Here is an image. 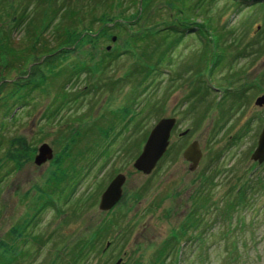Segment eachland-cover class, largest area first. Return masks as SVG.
Wrapping results in <instances>:
<instances>
[{
    "label": "rangeland",
    "instance_id": "rangeland-1",
    "mask_svg": "<svg viewBox=\"0 0 264 264\" xmlns=\"http://www.w3.org/2000/svg\"><path fill=\"white\" fill-rule=\"evenodd\" d=\"M61 3V0L52 5L36 0H0V33L14 26L12 17H21L24 12L40 27L45 10ZM117 3L99 0L90 7L87 0L84 6L92 9L86 12V6L76 21L80 25L93 23L97 29L101 24L96 18L104 13L126 17L140 9L137 0H123V5ZM161 5L158 1L153 9ZM153 9L146 14L148 17H152ZM208 14L214 18L217 31L224 35L221 46L218 48L214 44L205 50L203 45L207 39L189 34L173 54L174 60L166 61L167 65L160 68L159 76L145 92L138 94L142 88L137 87L135 75L126 79L135 66L136 57L122 53L104 72L100 66L78 78L69 80L60 75L53 83L48 80L45 91H34L27 105L13 110L12 120L5 107H0V241L15 222L30 212L28 206L36 194L35 184H43L46 180L55 165L52 161L62 154L73 132L97 122V129L118 125L114 133H122L112 143L110 156L99 159L91 167L82 158L81 164H76L79 169L84 165L76 183L53 193L56 204L58 196L69 200L60 205L58 211L49 208L36 216L34 232L43 236L44 243H32V257L18 264H54L57 254L66 256L78 241L90 236L99 223L109 221H114L115 225L104 235L102 244H96L97 249L78 264H114L120 257L124 264H157L154 263L157 249L192 214L202 220L200 226L197 223L189 229L188 236L192 239L187 235L179 239L176 250L167 255V263L264 264V191L253 197L250 195L249 203L242 204L230 221L224 220L222 215L225 203L234 197L233 184L237 186L254 174L264 175V162L258 164L251 159L264 125V106L255 105L256 98L264 94V0L255 3L247 0L240 5L232 0H216ZM164 16L167 18V14ZM156 18L160 20V16ZM115 22L105 23L111 27L110 41L97 48L86 44L71 57L72 60L88 61L89 52L98 50L97 62L103 50H114L115 54L126 49L127 35L118 34L121 32ZM24 30L22 26L12 28V43L9 44L17 53L21 48L27 49L29 40ZM52 31L50 27L47 33ZM217 36L218 33H212V41ZM237 47L245 49L246 53L234 59ZM218 56L221 57L217 70L211 72ZM199 59L204 62L201 66ZM8 77L21 79L25 73L13 71ZM1 80L3 83L9 81L7 78ZM118 80L120 84L111 88L108 82ZM2 82L0 96L7 89L2 92ZM195 88L210 91L203 95L201 90L194 91ZM233 91L239 92L238 95L232 94ZM65 94L68 106L59 118L46 122V110ZM75 94L80 95L78 100H73ZM164 117H175L177 122L168 153L150 174H144L133 163L154 124ZM138 121H141L139 125ZM186 130L187 133L181 135ZM15 136H24L36 146L33 159L20 167L7 161L9 139ZM194 140L202 150L197 169L202 176L200 189L210 195L205 206H201L200 198L199 204L187 199L189 175L183 151ZM109 142L110 139L106 141L107 146ZM42 143L49 144L53 157L36 165L34 157ZM118 172L126 177L124 194L122 192L116 207L101 211L98 207L100 196ZM211 177L213 181L209 184L206 178ZM189 206L193 209L190 214ZM233 241L240 246L239 254L232 250Z\"/></svg>",
    "mask_w": 264,
    "mask_h": 264
},
{
    "label": "trees",
    "instance_id": "trees-1",
    "mask_svg": "<svg viewBox=\"0 0 264 264\" xmlns=\"http://www.w3.org/2000/svg\"><path fill=\"white\" fill-rule=\"evenodd\" d=\"M36 1L52 5L56 0ZM85 1L87 0H61L62 3L56 5L55 8L48 7L44 12V21L40 27H38L39 23L34 24V20L30 18L29 13L24 12L21 17H12L14 22L12 25L14 26H10L6 33H0V82H2L1 79H9L8 82L6 81L7 83H1L2 92L6 87L7 89L0 96V107H5L6 114L11 120L15 116L13 110L16 107L27 105L34 91H45L48 80L53 83L60 75L70 80L80 77L84 72L90 73L100 66H102V72H104L106 71L105 68L110 66L122 53H130L136 57V60L135 66L128 73L126 79L135 75L137 87L142 88L138 92L140 94L153 84L156 76L158 77L160 74V68L167 65L165 64L166 61L169 59L171 63L174 60L172 58L173 54L189 34L192 33V35L199 36L203 40L206 38L207 41L203 45L205 50H209L214 44L219 48L221 46L220 41L224 36L217 31L214 25V18L208 14L216 0H137L139 1L140 9L138 8L135 14L132 16L130 14V16L126 17L124 15L113 17L104 13L96 18L101 24L97 29L93 27V23L91 25H80L76 21L87 6L83 4ZM98 1L89 0L90 7H94ZM107 1L111 4L116 1L118 2L117 4H124L123 0ZM158 1L163 5L153 9ZM232 1L234 4L240 5L247 0ZM248 1L255 3L262 0ZM87 9L86 12L92 8L87 6ZM152 9L154 13L152 17H148L146 14ZM166 9L168 12H166ZM128 10L125 12H128ZM165 14H167V18L164 16ZM156 16H160V20ZM123 18L127 20L124 22ZM108 20L116 21L115 26L121 32L118 34L125 33L127 35L125 40V47L127 48L122 51L119 50L115 54L114 50H103L97 62L95 61V54L99 52L98 50L89 52L88 61L90 60V63L81 58L72 60L71 57L77 54V51L86 44H92V46H95L94 48H97L99 44L111 40V27L105 24ZM27 22L28 26H25ZM21 26L24 27L26 32L24 34L29 41L26 46L27 49L21 48L20 53H17L9 43H12V28L15 29V27ZM50 27H53V31L52 33H47ZM212 33H218L214 41H212ZM236 51L237 53L233 55L234 59L246 53L245 49L242 51L238 47ZM219 57L221 56H218L219 60L217 59L212 65L211 72L217 70L220 62ZM202 64H204L203 60L199 59V65L201 66ZM28 67L30 68L26 71ZM13 71L24 72L25 77L21 79L18 77L16 80L10 79L8 76ZM119 82L120 80L108 83L111 88H115L120 84ZM63 87L64 85L60 86V89ZM193 90L195 91L196 88ZM200 90L204 93L203 95L208 94L210 91V89L205 88ZM200 90H196L197 93ZM194 91L192 95L196 94ZM237 91H233L232 94L238 95L239 92ZM75 96L73 100H78L80 95L75 94ZM10 100L12 101L9 102ZM67 102V95L65 94L62 95L57 103H52L45 113L46 122L59 118L61 111L68 106ZM126 115L127 113L121 117V122H123ZM140 123L141 121L137 122L138 125ZM96 126L97 122H92L84 127H79L73 132L70 138L66 140V146L62 154L58 155L55 161H52L55 165L49 171L46 180L43 181V184H35L33 190L36 191V194L30 205L27 203L30 212L24 214L20 220L15 222L1 238L0 264H18L25 261L33 255L32 243H44L42 240L43 236L34 232L35 218L43 210L49 208L58 211V207L69 200V198L65 199L63 196H58V203L56 204L53 199V193H56L59 188L69 187L76 183L82 174L80 171L84 167V165L80 169L76 167V164H81V158L86 161L87 166L91 167L99 159L110 156L112 143L122 133L119 131L117 134L114 133L118 125L100 126L99 129L95 128ZM127 128L128 125L124 127V130ZM108 139H110V146L106 145ZM35 150L36 146L32 145L24 136L12 137L9 139L7 161L13 163L14 166L20 167L23 163L33 159ZM92 153H94L93 156L89 158ZM212 178L210 179L212 180ZM234 185L231 187V190L235 192L234 197L225 203L222 211L224 220L228 221L232 219L234 213L239 210L242 204H246L249 201L250 195L253 197L258 194L257 192L264 191V175L261 177L259 174H254V176H249L241 184ZM203 190L202 188L200 193L201 206L207 205L210 200L209 192L204 194ZM217 206L219 207L220 204L218 203ZM194 215L192 214L179 230H174L171 237L157 249L154 263L176 264L175 262L167 263V255L172 250H176L179 239L186 235L188 239H192L191 236H188L189 229L197 223L200 226L202 222ZM114 225V221L99 223L94 232L90 236L83 238V240L78 241L76 246L66 256L57 254L53 259V263H80L87 254L89 255L97 249L96 244H102L103 239H105L104 235ZM232 250L239 254L240 246L237 241H233Z\"/></svg>",
    "mask_w": 264,
    "mask_h": 264
},
{
    "label": "water",
    "instance_id": "water-1",
    "mask_svg": "<svg viewBox=\"0 0 264 264\" xmlns=\"http://www.w3.org/2000/svg\"><path fill=\"white\" fill-rule=\"evenodd\" d=\"M113 36L112 40L115 41ZM110 49V46L107 47ZM258 107L264 106V94L258 96L255 100ZM176 124L175 117H164L159 119L150 130L141 152L136 157L133 165L144 174H150L156 167L158 161L167 152L170 144L171 132ZM187 133V130L181 135ZM53 157V150L47 143H42L38 147V152L34 157L36 165H41ZM183 157L191 162V169H195L202 158V150L197 140L192 141L183 151ZM251 159L258 164L264 162V125L259 133L257 144L251 153ZM126 180L123 173H118L102 192L99 201L101 211H110L122 197V187ZM109 245V242L107 243ZM114 264H124L120 257Z\"/></svg>",
    "mask_w": 264,
    "mask_h": 264
},
{
    "label": "flooded vegetation",
    "instance_id": "flooded-vegetation-1",
    "mask_svg": "<svg viewBox=\"0 0 264 264\" xmlns=\"http://www.w3.org/2000/svg\"><path fill=\"white\" fill-rule=\"evenodd\" d=\"M177 123V122H176ZM175 126H176V124H175ZM175 126H174V128H175ZM174 128L172 129V131L174 130ZM171 135H172V132H171ZM167 153V152H166ZM187 160V159H186ZM187 164H188V175H189V181H188V187L186 188L187 189V191L189 192L188 193V197H187V199H192V201H193V203L195 202V204H199V198H200V193H201V189H200V187H201V181H202V176H201V174L198 172V167H199V165H200V163H199V165L193 170V169H191V162L190 161H188L187 160ZM155 169V168H154ZM186 171V170H185ZM118 173H122V172H118ZM117 173V174H118ZM143 173V172H142ZM186 173H187V171H186ZM116 174V175H117ZM115 175V176H116ZM114 176V177H115ZM113 177V178H114ZM212 181L213 180H211V179H207L206 178V182L207 183H209L210 184V182L212 183ZM204 182V181H203ZM125 183V182H124ZM124 185V184H123ZM185 185V184H184ZM184 185H182L181 186V188L182 189H184L183 187H184ZM123 188V187H122ZM181 189V190H182ZM123 192V194H124V191H122ZM178 192V191H177ZM177 192H176V194H177ZM179 192H180V190H179ZM178 196H180V194H177ZM180 201H181V199H180ZM118 204V203H117ZM116 204V205H117ZM116 205L114 206V207H116ZM186 206H188V205H186ZM190 207V206H189ZM191 208V207H190ZM193 211V209L191 208V210H189V212H188V214H190L191 212Z\"/></svg>",
    "mask_w": 264,
    "mask_h": 264
}]
</instances>
